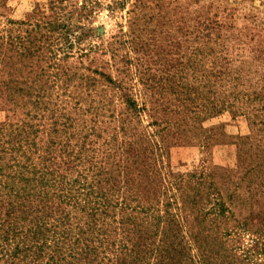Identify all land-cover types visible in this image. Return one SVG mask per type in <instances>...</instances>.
Segmentation results:
<instances>
[{
    "label": "rangeland",
    "instance_id": "374dc122",
    "mask_svg": "<svg viewBox=\"0 0 264 264\" xmlns=\"http://www.w3.org/2000/svg\"><path fill=\"white\" fill-rule=\"evenodd\" d=\"M263 122L264 0H0L3 181L49 173L68 226L97 227L0 234V264H164L167 231V264H264Z\"/></svg>",
    "mask_w": 264,
    "mask_h": 264
},
{
    "label": "trees",
    "instance_id": "16d2710c",
    "mask_svg": "<svg viewBox=\"0 0 264 264\" xmlns=\"http://www.w3.org/2000/svg\"><path fill=\"white\" fill-rule=\"evenodd\" d=\"M124 155L122 166L128 170V175H130L126 180V185H131V192L135 187L136 191H139L138 199L141 200L145 190V186L141 183L144 177L142 180H138V177L146 174L145 170L149 168L146 160L148 157L144 155L140 147L135 148L133 144L127 146ZM262 160L263 162L257 165L260 176H263L264 173V153ZM2 170L3 167L0 165V234H27L30 236L32 234H61L63 232H65L63 234H86L90 227L97 230L96 223L91 226V222H85L86 215L85 218H76L74 226H68L69 221L67 224L65 217L60 216L62 213L67 214V211L61 208L63 199H60V193H56L58 190L63 191L64 188L58 189V185L57 187L48 186L49 188L44 186L45 181L54 180L52 177L47 178L49 173L30 172L31 176L27 177L21 173L3 181ZM103 175L105 177L107 174ZM108 178L111 180L112 174H109ZM64 186L65 183L60 182L59 187ZM97 188L98 186L90 183L86 192L82 193L85 196L84 200H87V203L91 205L87 207L89 209L87 213H91V215L97 211V201L95 200ZM50 189H55L56 192H52ZM100 206L103 207V204L100 203ZM174 222L176 221L174 220ZM103 224L100 234H104ZM156 225L155 217L152 216L146 225H140L137 233L152 234L153 230L158 229ZM123 233L135 234L128 228ZM160 244L161 248H154L157 255L161 257L160 262H164V264L173 262L174 258L178 256L177 247L179 246L175 233L165 232Z\"/></svg>",
    "mask_w": 264,
    "mask_h": 264
}]
</instances>
